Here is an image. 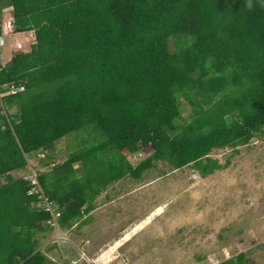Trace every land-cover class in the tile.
<instances>
[{
  "label": "trees",
  "instance_id": "16d2710c",
  "mask_svg": "<svg viewBox=\"0 0 264 264\" xmlns=\"http://www.w3.org/2000/svg\"><path fill=\"white\" fill-rule=\"evenodd\" d=\"M6 9L36 43L0 63V89L24 88L0 105V264H58L41 249L51 214L30 166L47 169L39 183L69 230L122 180L158 163L206 178L264 135V0H0V22ZM227 148L224 164L211 156ZM145 149L137 165L126 156Z\"/></svg>",
  "mask_w": 264,
  "mask_h": 264
},
{
  "label": "rangeland",
  "instance_id": "374dc122",
  "mask_svg": "<svg viewBox=\"0 0 264 264\" xmlns=\"http://www.w3.org/2000/svg\"><path fill=\"white\" fill-rule=\"evenodd\" d=\"M177 43L171 40L174 51ZM12 52L7 40L2 54L9 59ZM73 135L56 143L58 161L75 149ZM237 150L227 169L206 178L191 167L158 163L140 180L112 185L95 202L90 223L38 234L41 249L58 264H222L242 252L264 264V135ZM150 153L126 156L137 165ZM233 153L211 156L224 164ZM37 167L38 174L47 170Z\"/></svg>",
  "mask_w": 264,
  "mask_h": 264
},
{
  "label": "built area",
  "instance_id": "2783aa9c",
  "mask_svg": "<svg viewBox=\"0 0 264 264\" xmlns=\"http://www.w3.org/2000/svg\"><path fill=\"white\" fill-rule=\"evenodd\" d=\"M0 29L2 31V34L0 35V47H3L5 45L4 36L8 33L14 32V19L12 18V21L10 20L4 25L0 23ZM5 88V92L0 89V105L2 104L3 97L7 95H15L18 92L24 90L23 87L16 88L15 86H6ZM39 157H43V155H39ZM29 168L31 172H27V174L29 173V175L26 176V178L30 181L32 185L31 193L39 195L40 203L38 204V207L51 214V219L47 222V224L50 226L51 231L61 230L64 233L65 230L61 228L59 223V220L61 218L60 212L58 211L57 207L45 196L43 189L39 183L38 173L32 170L33 168L31 166ZM65 240H68V238H65Z\"/></svg>",
  "mask_w": 264,
  "mask_h": 264
},
{
  "label": "crops",
  "instance_id": "0c3cea01",
  "mask_svg": "<svg viewBox=\"0 0 264 264\" xmlns=\"http://www.w3.org/2000/svg\"><path fill=\"white\" fill-rule=\"evenodd\" d=\"M9 15L7 17V19H5L4 15L3 14V17L1 19V24H5L7 22H9L11 20V17H13V14L11 12L8 13ZM27 34V36H26ZM22 35H24L22 37ZM31 38V39H30ZM35 38V34L34 32H25V33H15L13 32L12 35L10 34H6L4 36V39H5V45L7 44V40H10V47L11 49H13V52H12V55L9 57V59L6 58L5 54L3 55L2 54V48L4 47H0V63L3 67L7 66L12 58H13V55L17 52H24V53H28L31 51L33 45L36 43V38ZM93 216V215H92ZM93 218V217H92Z\"/></svg>",
  "mask_w": 264,
  "mask_h": 264
},
{
  "label": "clouds",
  "instance_id": "9594fccd",
  "mask_svg": "<svg viewBox=\"0 0 264 264\" xmlns=\"http://www.w3.org/2000/svg\"><path fill=\"white\" fill-rule=\"evenodd\" d=\"M248 6L251 7V4H249Z\"/></svg>",
  "mask_w": 264,
  "mask_h": 264
}]
</instances>
